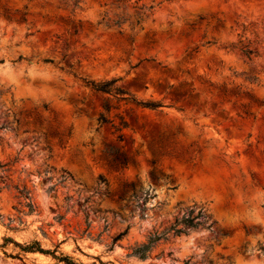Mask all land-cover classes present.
Wrapping results in <instances>:
<instances>
[{
	"label": "rangeland",
	"instance_id": "obj_1",
	"mask_svg": "<svg viewBox=\"0 0 264 264\" xmlns=\"http://www.w3.org/2000/svg\"><path fill=\"white\" fill-rule=\"evenodd\" d=\"M111 80L162 107L89 85ZM189 212L198 228L143 250ZM34 242L76 264H264V0H0V264H62Z\"/></svg>",
	"mask_w": 264,
	"mask_h": 264
},
{
	"label": "trees",
	"instance_id": "obj_2",
	"mask_svg": "<svg viewBox=\"0 0 264 264\" xmlns=\"http://www.w3.org/2000/svg\"><path fill=\"white\" fill-rule=\"evenodd\" d=\"M72 2H73V6L77 7V5L79 4V2H81V0H72ZM125 21H126L125 19H122L121 21L118 20V21L114 22L112 24V26L119 28ZM140 22H141V20H139V19L136 20L135 25H139ZM130 42H131V40H130ZM239 51L246 58H250L251 56L255 55V52L250 49L249 44L241 45L239 47ZM115 82H116L115 80H111L109 82H104L101 84L89 83V85L91 86V88L95 92H98L101 94H107V95H111L115 98H121V99H124L125 97H127L126 99H128V100H126V101L133 102L141 108H145V109L154 111V110H157V109L162 107L161 104L156 103V102H136L130 96H128V94L122 88L115 87L114 86ZM111 109H112V107H110L108 104L103 105V110L105 113H109ZM115 117L119 121V127L116 128V131L120 132L122 129L126 128V123L123 121L121 116H115ZM100 121L103 124L109 123V121L103 116L100 117ZM199 216L200 215L198 214L195 217H191V212H189L187 215H184L181 219L175 220L173 222V224H171L165 232H163L159 235H154L151 238H149L148 244H147V246L143 247V250H146L150 244L157 242L159 240H163L164 235L166 233H171L172 235L177 236L179 234L185 233V231L187 229L198 228L200 226V223L197 221ZM23 250H25L26 252H37V253L44 254V255H51L54 259H56L59 263H62V264H76L66 256H55V254H54L55 251L49 252V251L42 250L39 247L37 242H34L28 246H25L23 248Z\"/></svg>",
	"mask_w": 264,
	"mask_h": 264
},
{
	"label": "bare ground",
	"instance_id": "obj_3",
	"mask_svg": "<svg viewBox=\"0 0 264 264\" xmlns=\"http://www.w3.org/2000/svg\"><path fill=\"white\" fill-rule=\"evenodd\" d=\"M17 89L19 92H27L30 93L31 95L34 94V88H32L31 83H22L19 86H17ZM250 261H245L244 264H249Z\"/></svg>",
	"mask_w": 264,
	"mask_h": 264
}]
</instances>
